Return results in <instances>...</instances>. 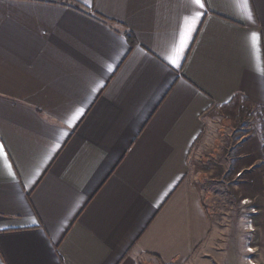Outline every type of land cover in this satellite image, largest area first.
<instances>
[{
	"label": "crops",
	"instance_id": "obj_1",
	"mask_svg": "<svg viewBox=\"0 0 264 264\" xmlns=\"http://www.w3.org/2000/svg\"><path fill=\"white\" fill-rule=\"evenodd\" d=\"M201 2L0 0V264H234L201 153L264 107V0Z\"/></svg>",
	"mask_w": 264,
	"mask_h": 264
},
{
	"label": "rangeland",
	"instance_id": "obj_2",
	"mask_svg": "<svg viewBox=\"0 0 264 264\" xmlns=\"http://www.w3.org/2000/svg\"><path fill=\"white\" fill-rule=\"evenodd\" d=\"M244 103L237 100L231 108H227L230 128L225 130L230 129L232 133L224 139L219 138L216 154L201 153L206 162L201 166V181H204L206 205L216 214L213 222L220 232L219 240L231 247L234 264H243L249 248L252 251L251 259L259 264L264 259V249L259 247L261 234H258L261 195L254 191L250 179L251 175L261 171L262 163L264 165L259 131L261 122H264V107ZM239 153L243 154V168L248 164L253 165L249 167L250 171L239 172Z\"/></svg>",
	"mask_w": 264,
	"mask_h": 264
},
{
	"label": "trees",
	"instance_id": "obj_3",
	"mask_svg": "<svg viewBox=\"0 0 264 264\" xmlns=\"http://www.w3.org/2000/svg\"><path fill=\"white\" fill-rule=\"evenodd\" d=\"M125 38H126V40H127V42L129 43L130 46L134 45V39H133V36L131 34L126 33L125 34ZM243 102H245L244 104L247 103L246 100H243ZM259 131H260V139H261V142H262L261 151L264 154V122L263 121L261 122V126L259 127Z\"/></svg>",
	"mask_w": 264,
	"mask_h": 264
},
{
	"label": "snow or ice",
	"instance_id": "obj_4",
	"mask_svg": "<svg viewBox=\"0 0 264 264\" xmlns=\"http://www.w3.org/2000/svg\"><path fill=\"white\" fill-rule=\"evenodd\" d=\"M192 4H194L195 6L199 7V8H203L204 7V4L201 2V0H191ZM245 6H246V0H245ZM199 15V13H197V16ZM249 19H251V16H249ZM253 39H256L255 36H253ZM183 50V44H181V47L180 49H178L176 52H175V58L171 60V63L175 64L176 63V59L179 58L181 52ZM79 115V113L77 114ZM73 119H76V117H73Z\"/></svg>",
	"mask_w": 264,
	"mask_h": 264
},
{
	"label": "built area",
	"instance_id": "obj_5",
	"mask_svg": "<svg viewBox=\"0 0 264 264\" xmlns=\"http://www.w3.org/2000/svg\"><path fill=\"white\" fill-rule=\"evenodd\" d=\"M250 249V248H249ZM252 255V252H247V255L243 259V264H256L250 257Z\"/></svg>",
	"mask_w": 264,
	"mask_h": 264
},
{
	"label": "bare ground",
	"instance_id": "obj_6",
	"mask_svg": "<svg viewBox=\"0 0 264 264\" xmlns=\"http://www.w3.org/2000/svg\"><path fill=\"white\" fill-rule=\"evenodd\" d=\"M247 252H252L251 249H248Z\"/></svg>",
	"mask_w": 264,
	"mask_h": 264
}]
</instances>
